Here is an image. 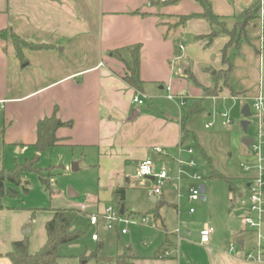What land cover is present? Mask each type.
<instances>
[{"label": "crops", "instance_id": "0c3cea01", "mask_svg": "<svg viewBox=\"0 0 264 264\" xmlns=\"http://www.w3.org/2000/svg\"><path fill=\"white\" fill-rule=\"evenodd\" d=\"M168 1L0 0V31L7 29L24 41L49 46L42 50L22 49V63L11 49L4 51L6 43L0 40V150H29L36 141L37 122L55 114L65 124L56 131L57 146L82 151L88 166L96 172L97 186L91 197L96 213H101L100 201L114 202L112 192L116 188L125 190V200L127 189H139L138 205L145 206L146 196L156 205L157 216H152L149 226L128 230L123 235V248L116 240L114 252L104 258L127 249L131 264H264V257L260 261L247 258L256 252L257 232L243 231L241 225L242 217L250 213L248 186L257 175L256 157L242 141L246 148V159L239 165L243 175L236 172L232 176L242 182L243 189L233 187L235 193L228 192L226 196L233 206L239 205L236 216L227 222H221L209 206L202 209L204 221L203 216L194 218V210L189 213L190 204L195 202L188 201V190L197 182L187 177L178 185L166 186L158 196L150 194V181L138 185L141 188L131 182L139 162L151 158L156 170L171 168L179 150L187 148L193 149L197 163L199 156L203 163L208 161L210 175L214 170L229 179L227 168L213 159L214 148L224 139V133L220 128L209 132L210 108L227 99L233 105L235 100L253 104L262 96L254 86L262 71L264 51L260 53L257 48L264 23L260 28L257 19L253 20L245 28L244 39L238 42L231 43L225 34L209 38L213 26L199 16V3L181 0L164 4ZM206 1L214 16L225 23H231L258 3ZM180 16L193 17L169 29L167 24H174L173 20L176 23ZM135 46L140 47L137 91L123 81L129 75L126 65L131 62ZM224 50L231 65L225 77L221 74L228 69L223 61ZM115 51L121 60L112 55ZM230 90L236 93L235 97ZM136 93L141 105L132 103ZM168 95L173 99H168ZM191 109L202 111L186 119L184 127L190 136L184 137L182 119ZM219 125L231 126L224 125L223 120ZM156 147L165 150L166 156L154 153ZM181 156L188 159L184 152ZM244 165L249 169L244 170ZM202 166L198 163V169L206 176L205 165ZM183 169L187 174L192 171L186 166ZM204 189L206 201L212 195V187ZM263 215L259 233L264 251ZM187 225H192V230ZM205 226L213 232L208 242L201 244L199 234ZM99 230L92 233L98 236L93 242L103 247V235L107 234L102 235ZM8 252L0 253V264H12Z\"/></svg>", "mask_w": 264, "mask_h": 264}, {"label": "rangeland", "instance_id": "374dc122", "mask_svg": "<svg viewBox=\"0 0 264 264\" xmlns=\"http://www.w3.org/2000/svg\"><path fill=\"white\" fill-rule=\"evenodd\" d=\"M241 17L242 13L237 15L231 23H225V28L230 33V39L231 37L235 38L237 36L236 27L242 22ZM173 23H175L174 20ZM170 25L173 24L170 23ZM9 43L10 42H8V44ZM262 63L261 77L254 87L260 89L264 99V53L262 56ZM224 102L219 101L215 105H212L209 112L210 116L207 117V120L212 123L209 132L216 131V129L220 128L221 133H224V139L219 140V142H217L218 145L214 148L216 154L213 159L216 163L222 164V166L224 165V167L227 168V174L230 177L228 181L231 183L232 187L243 189L242 182L232 175L236 172L240 176L243 175L239 165L246 159V148L241 141L245 138H249L256 142L259 132L257 114H254L251 110V117L247 119L249 125L247 131L244 132L241 128V122L243 121L241 109L244 105H248L251 109L252 102L235 100L234 105L233 101L230 99ZM221 114H226L232 121L229 127L231 129L230 131H227L229 128L220 127V120H223L220 118ZM260 132L264 143V124ZM234 140H236L235 146H233ZM230 145L233 146L232 149ZM227 148L230 150H227ZM81 152L82 151H75L64 146L50 148L39 154V161L37 163V168L41 170L39 173L28 172L24 174L18 185L5 182L4 195L0 197V253L5 250L10 251V242L22 239H26L30 254L38 253L45 244V224L51 219L53 211L58 209H74L80 211L81 206H85L86 211L76 213L71 228L74 231L82 232L83 236L73 243L61 246L58 249L59 255L61 257L70 258L69 262L72 264H82L79 259L84 253L88 255L89 253L96 252L98 249V255L102 257L103 255L114 252L116 240H118L117 242L120 249L123 248L124 240L122 239L124 238L120 233L121 227L106 228L99 225L95 228L89 225L88 214L97 212L91 202V197L95 195L97 178L95 170H93V167L88 166L85 156H83ZM34 154H36V151L33 147H30L29 150L25 149L21 153L16 152V148H5L4 152L0 150V171L7 172L11 170L15 165H20L24 163L25 160H30ZM197 158L201 167L205 165V171H207V173L204 179L200 181L201 183L197 182L196 185H210L212 187V195L205 202L190 204V207L195 211L194 218L203 216L202 221H204L205 215L204 213L202 215L201 212H203L202 209L204 207L207 206L208 208L209 206L211 212L216 213V216L219 215V220L221 222H227L231 216H236V210L239 205L235 204L233 206L231 202L227 201L226 196L228 192H230L228 183L220 179L210 178L208 162L203 163V158L200 156ZM74 163H79V170L77 172L72 171L71 167ZM40 173L45 182L42 181ZM133 185L136 186V188H141L137 183ZM184 185L187 184L185 183ZM9 190H12L14 193L9 195L7 193ZM69 190L76 194V197L69 198L67 196ZM138 190L139 189H127L129 193L128 200H125L124 203L125 215L130 213L146 215L152 222L153 215L151 212L157 209V207L149 201L147 196L145 206L144 204L138 205V196L136 193ZM108 207L115 208L117 207V203L100 201L98 212H102ZM150 208L153 210H149ZM186 218L189 219V217ZM187 226L192 230V225ZM26 227L30 228V232L24 235L22 231ZM135 227L137 226H130L128 230L131 231ZM98 229H100L99 232H101L102 235L107 234V236L103 235V237H105L103 247L91 241L92 233ZM261 229L264 237V215ZM115 231L119 233L118 236L123 241L121 244V240L117 239ZM108 238L109 241L107 240ZM140 243L139 241V244ZM87 264H95V262L89 260Z\"/></svg>", "mask_w": 264, "mask_h": 264}, {"label": "trees", "instance_id": "16d2710c", "mask_svg": "<svg viewBox=\"0 0 264 264\" xmlns=\"http://www.w3.org/2000/svg\"><path fill=\"white\" fill-rule=\"evenodd\" d=\"M181 0H170L164 4H176ZM200 4L202 7V13L199 15L201 18L205 19L213 26V31L210 34L209 38H213L218 34L229 35L230 33L225 28V21L222 18L214 16L211 11L210 4L206 0H194ZM258 11V4L252 6L249 9H246L242 12V22L239 26L236 27L237 36L235 38L231 37V43L233 41H240L245 37V28L256 19ZM193 16H180L177 18V22L173 25L167 24L169 29L177 28L183 25L188 19ZM0 40L6 43V48L4 51L11 49L20 62L25 63L24 58L21 54L22 49L30 50H42L47 49L49 46L46 44H35L32 42L24 41L20 39L14 32L10 30H1L0 31ZM8 42H10L8 44ZM139 46L132 48L131 53V62L129 65H126L129 75L123 77V81L133 88L135 91L139 90L140 81L138 80V66H139ZM112 55L121 60V57L118 53L112 52ZM223 61L228 64V69L221 73L224 77L228 74L231 65L228 59L225 56V50L223 54ZM226 88L229 87L226 85ZM232 97H235L236 93L232 90L229 91ZM198 111V110H197ZM196 109H191L188 114L182 119V136H190V133L185 129L184 122L186 119L190 118L196 112ZM199 110L198 112H201ZM65 126L64 123L60 122L55 114L48 118L39 120L36 124V141L33 144V147L36 151V154L30 159L25 160L24 163L20 165H15L11 170L4 172L0 171V197L4 195V184L8 182L13 185H18L24 174L28 172H37L41 170L37 168V163L39 161V154L45 150L56 147L59 140L56 137V131ZM199 146V145H198ZM205 161L206 157H205ZM208 162V161H207ZM209 164V163H208ZM40 177L43 182L45 180ZM210 178L220 179L226 181L229 185V191L235 193L234 188L231 183L221 174L216 171H211ZM9 195H12L14 192L9 190L7 192ZM112 199L117 203L115 209H119L121 206L124 208L125 200V190L123 188H116L112 192ZM78 210L74 209H58L54 210L52 217L45 224V234L46 241L41 250L36 254H30L28 251V243L26 239L19 241H14L11 243V250L6 255L12 264H71L69 262L70 258L61 257L58 253L59 247L73 243L80 239L83 236V233L80 231H74L71 229L72 222L78 213ZM125 213V208H124ZM152 215L157 216V209L153 210ZM132 214V213H130ZM80 263L87 264L89 260H93L95 264H131V257L129 256V250H124L121 254L115 255L112 258H104L98 255V249L94 253H89L88 255L84 253L80 257Z\"/></svg>", "mask_w": 264, "mask_h": 264}, {"label": "built area", "instance_id": "2783aa9c", "mask_svg": "<svg viewBox=\"0 0 264 264\" xmlns=\"http://www.w3.org/2000/svg\"><path fill=\"white\" fill-rule=\"evenodd\" d=\"M258 11H257V22L262 28L264 23V0H258ZM182 49V46H179ZM258 51L262 53L264 51V33H261L258 38ZM169 90V89H168ZM168 99L172 100L173 97L168 95ZM132 103L141 105L142 100L139 95L136 93L132 97ZM264 99L261 95H259L253 102L250 111L252 110L254 114H257L259 132L257 136L256 142L253 141L250 149L253 153V156L256 157L257 163L255 164L257 175L253 178V181L248 186V203H249V215H245L241 219V225L243 231L246 230H255L257 232V244H256V252L249 253L247 258L249 260H257L260 261L262 257H264V251L261 245L262 236L259 233V229L261 226V217L264 214V177L262 176L263 170V146L264 143L262 141V134L260 132L262 125L264 124ZM251 111V112H252ZM220 117L223 119L224 125L229 127L232 121L226 114H221ZM212 124H208L207 127H211ZM154 153L162 156H166L165 150L161 148H154ZM184 152L187 156V160H183L181 153ZM179 156L173 159V167L167 168L162 167L159 170L155 169L154 162L151 158H147L141 162H139L136 166V172L134 176L131 178L132 183H137V185L144 186L146 182H151L152 187L150 189V194L153 196H158L161 194L163 188L170 184L178 185L181 180L185 177L189 178L194 182H200L205 177V172L198 169V163L194 158V151L192 148H187L184 151L179 150ZM188 167L192 171L187 174L183 167ZM249 168L244 165V170H248ZM200 190L199 186H192L188 190L187 199L189 202L200 201ZM80 211H85V206L80 207ZM190 214L193 213V209H190ZM150 219L146 215H136V214H128L123 215L119 214V209H115L114 207H108L104 209L101 213L89 214V225L91 227H98L102 225L106 228L118 227L122 226L120 233L125 235L128 233V228L130 226H149ZM213 229L205 226L203 230L200 232V243L206 244L209 240L210 235L212 234ZM92 241H97L98 236L94 234L91 236ZM234 247H231L233 250Z\"/></svg>", "mask_w": 264, "mask_h": 264}, {"label": "water", "instance_id": "95a60500", "mask_svg": "<svg viewBox=\"0 0 264 264\" xmlns=\"http://www.w3.org/2000/svg\"><path fill=\"white\" fill-rule=\"evenodd\" d=\"M241 115H242V117H243V121L241 122V128H242V130H243L244 132H246V131H247V127H248V125H249L247 119H248L249 117H251V111H250V108H249L248 105H244V106L242 107V109H241ZM252 142H253V140H252V139H249V138H245V139L242 140V143H243L246 147H250L251 144H252ZM71 168H72V171H73V172H77V171H78V166H77L76 163L72 164V167H71ZM199 190H200V194H201L200 200H201L202 202H204V201H205V195H204V194H205V189H204V186H203V185L199 186ZM75 195H76V194H74L71 190H69L68 193H67V196H68L69 198H74ZM119 214H120V215H123V214H124V208H123V206H121V207L119 208ZM29 232H30V228H29V227L24 228L23 231H22V233H23L24 235L28 234Z\"/></svg>", "mask_w": 264, "mask_h": 264}]
</instances>
